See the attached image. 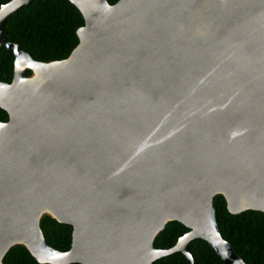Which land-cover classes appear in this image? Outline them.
Segmentation results:
<instances>
[{
	"label": "water",
	"instance_id": "obj_1",
	"mask_svg": "<svg viewBox=\"0 0 264 264\" xmlns=\"http://www.w3.org/2000/svg\"><path fill=\"white\" fill-rule=\"evenodd\" d=\"M0 5V264L14 245L45 264H151L205 240L223 264H247L224 239L213 198L264 213V0H69L84 23L62 59L4 42ZM29 70L30 74L25 72ZM43 215L72 227L50 246ZM170 221L188 228L170 248Z\"/></svg>",
	"mask_w": 264,
	"mask_h": 264
},
{
	"label": "trees",
	"instance_id": "obj_2",
	"mask_svg": "<svg viewBox=\"0 0 264 264\" xmlns=\"http://www.w3.org/2000/svg\"><path fill=\"white\" fill-rule=\"evenodd\" d=\"M10 0H0V5ZM117 0H108L114 3ZM78 8L69 0H32L6 18L2 35L4 42L19 44L35 60L49 61L69 55L78 43L76 30L83 25ZM14 56L5 44L0 47V81L10 82L13 76ZM26 75L30 71L25 72ZM7 112L0 107V121H7ZM216 220L222 237L234 246L247 264H264V213L246 210L231 214L222 195L213 198ZM40 228L45 241L53 248L65 251L70 248L72 227L43 215ZM188 231L178 221H170L156 235L153 246L170 248L180 232ZM193 264H223L215 250L203 239L188 243ZM3 264H42L21 245L12 246L3 257ZM48 264V263H45ZM78 264V263H70ZM151 264H188L183 253L177 251L162 256Z\"/></svg>",
	"mask_w": 264,
	"mask_h": 264
}]
</instances>
